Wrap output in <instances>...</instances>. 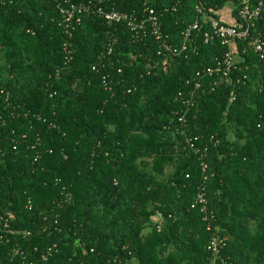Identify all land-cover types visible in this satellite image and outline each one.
Instances as JSON below:
<instances>
[{
  "label": "trees",
  "instance_id": "obj_1",
  "mask_svg": "<svg viewBox=\"0 0 264 264\" xmlns=\"http://www.w3.org/2000/svg\"><path fill=\"white\" fill-rule=\"evenodd\" d=\"M147 1L177 48L200 20L198 7L223 24L228 5L236 17L245 7L243 0H113L108 7L142 15ZM57 6H0V216L13 214L14 229L33 231L12 243L0 237V264H23L21 251L39 263L55 244L44 264H264V61L245 51L250 38L233 43L246 53L231 83L204 77L208 88L183 125L189 106L178 96L187 80L231 48L216 36L206 42L209 23L193 31L187 51L169 57L166 73L153 37L140 41L125 23L86 15L69 38ZM251 35L264 37V12ZM100 64L104 72L93 69ZM105 74L117 81L113 91ZM188 135L220 139L210 144L207 173ZM203 185L207 212L193 208ZM66 194L72 200L62 207ZM210 222L225 239L220 258L208 250Z\"/></svg>",
  "mask_w": 264,
  "mask_h": 264
},
{
  "label": "built area",
  "instance_id": "obj_2",
  "mask_svg": "<svg viewBox=\"0 0 264 264\" xmlns=\"http://www.w3.org/2000/svg\"><path fill=\"white\" fill-rule=\"evenodd\" d=\"M7 1L13 3L18 0H0V6ZM58 4L57 8L61 13L62 20L60 25L64 28L66 34L69 38L74 36V31L76 26L81 23L84 16L96 15L104 19L108 24H119L125 23L132 31L135 32L134 37L137 40H145L148 37H153L157 42L158 46V55L159 58L163 57V60L160 61L161 69L164 72H169L171 63L169 57L180 55L182 52L189 49L188 40L192 37L193 31L199 30L203 23H209L213 32L205 33L206 42H208L212 37H220L224 40L225 43L231 44L229 51L225 53L222 59L216 60V65L203 68L199 70L195 76H192L187 80V85L189 86L187 92H180L178 99H186V104L189 106V109L186 113H183L179 116V122L183 125L188 122V112L191 110L192 106L198 103L199 95L205 93L208 88V85L205 83L204 79L206 77H216V85L219 84H229L232 82V71L239 69V65L245 60L244 54L248 51H253L259 55V57L264 61V37H253L251 35L252 29L256 26V21L262 17L264 12V2H261L260 5L256 8H252V5L249 4L250 0H243L245 7L239 11L238 16L235 18L233 23L223 24L219 19L214 17L212 14L205 11L202 7H198L200 14V20H197L195 23L191 24L186 32L184 33L185 42L181 48H177L170 42V39L163 32L162 27V17L159 15L157 9L151 5V1L146 2V9L143 11L142 15H137L128 11L118 10L108 5L113 0H53ZM163 16V13H162ZM64 45L65 53L67 56V61H71L75 55V49H73L72 43L69 41ZM250 38V39H249ZM237 39L248 40L246 52L239 53L235 51V41ZM117 41L114 40L113 43L108 47L107 51H103L99 56L100 60L106 57L108 54H112L114 51V43ZM237 48V47H236ZM248 50V51H247ZM105 65H95L93 69L97 72L103 70ZM119 72H122L120 69ZM206 76V77H205ZM205 77V78H204ZM103 85L109 90L113 91L117 84L116 79H111L110 74H105L102 77ZM241 80L238 79L237 83H240ZM5 93L4 90H0V95ZM9 101V98H6ZM232 100H236V94L233 95ZM56 126V125H54ZM182 129V127L180 128ZM184 129H182L183 131ZM187 131L184 130L183 134L186 135ZM27 138V135H24ZM187 145L189 149L198 156L199 161L201 162V167L204 173H207L209 169V162L207 157L209 155L210 144H214L218 147L221 143L220 139H217L216 135H188L186 138ZM13 149L18 150L17 140L13 139ZM5 150L0 149V157L5 156ZM50 153H53L54 150H49ZM225 156V153L221 154ZM0 158V165L3 163L4 158ZM68 156L64 154V158ZM42 155L38 154L34 159L35 162L40 161ZM208 180V176H204V181ZM64 202H61L60 205L63 207L64 203H70L72 200L71 194L65 195ZM198 206L202 207L204 212H207L208 206V196L206 191V186L203 185L201 192L197 195V199L193 205V208ZM14 218L13 214L1 215L0 216V237L4 243H12L15 240L20 238H25L30 236L33 231L31 230H16L12 227L11 219ZM206 220L210 221V217L207 216ZM48 218H46L47 222ZM58 223V220H56ZM40 225V224H39ZM50 224L40 225V228L43 232L49 230ZM162 225H158V229L161 230ZM208 230L212 233V239L208 246V250L213 254L214 258H220L223 247L225 246V239L221 237L220 231L214 229L213 225L209 224ZM57 248V244L54 247L48 249L46 253L41 254L39 263L35 260H29L28 255L25 251H21L22 262L23 264H44L49 261L52 257L54 250ZM16 255L19 254L18 248L14 249Z\"/></svg>",
  "mask_w": 264,
  "mask_h": 264
},
{
  "label": "crops",
  "instance_id": "obj_3",
  "mask_svg": "<svg viewBox=\"0 0 264 264\" xmlns=\"http://www.w3.org/2000/svg\"><path fill=\"white\" fill-rule=\"evenodd\" d=\"M221 14H222V18L229 23L234 22L236 17L234 6H230V5L227 6V9L221 11Z\"/></svg>",
  "mask_w": 264,
  "mask_h": 264
}]
</instances>
